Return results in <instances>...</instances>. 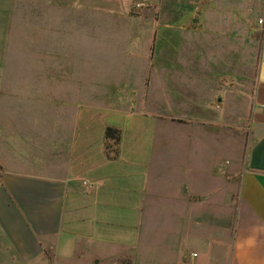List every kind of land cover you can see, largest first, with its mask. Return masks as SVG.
Segmentation results:
<instances>
[{"label": "crops", "instance_id": "1", "mask_svg": "<svg viewBox=\"0 0 264 264\" xmlns=\"http://www.w3.org/2000/svg\"><path fill=\"white\" fill-rule=\"evenodd\" d=\"M69 3L0 0V264L78 254L96 264H264V18L251 142L239 154L237 139L221 133L234 158L208 166L206 127L191 125L206 104L191 112L183 99L205 97L204 65L176 68L153 47L114 48L90 67L110 62L123 78L79 80L57 21ZM130 54L146 61L139 80L126 74L136 70ZM107 127L121 131L114 158ZM233 198L231 227L208 219Z\"/></svg>", "mask_w": 264, "mask_h": 264}, {"label": "rangeland", "instance_id": "2", "mask_svg": "<svg viewBox=\"0 0 264 264\" xmlns=\"http://www.w3.org/2000/svg\"><path fill=\"white\" fill-rule=\"evenodd\" d=\"M233 1L208 0L209 5L203 6V0H173L170 7L165 6L171 2L166 0H64L71 3L61 11L58 8L57 21L58 24L62 21L61 29L66 34L63 48L69 54L65 57L78 64L79 80H90L91 75L98 80L123 78L125 71L106 69L110 62H104V70L92 71L90 67L100 64L101 61L95 60L98 55L105 53L104 56L110 57L114 48L132 52L153 47L164 61L176 68L184 69L189 63L204 65L197 73L205 80V97L185 94L183 99L185 108L191 112L202 111L201 106L206 104L204 118L198 124L192 119L191 125L206 127V141L202 145L206 147L209 166L225 157L233 160L234 138L238 141L239 154L245 153L252 139L250 111L263 39L260 21L264 18V0ZM130 55L128 66H135L136 70H128L126 74L132 81L139 80L141 71L137 66L146 61ZM221 133L233 137V148ZM234 201L235 198L229 204L224 200L222 207L216 209L217 215H208V219L214 221L220 217L231 227ZM125 260L129 258L118 257L97 264H124ZM54 264L96 263L78 254L74 262Z\"/></svg>", "mask_w": 264, "mask_h": 264}, {"label": "trees", "instance_id": "3", "mask_svg": "<svg viewBox=\"0 0 264 264\" xmlns=\"http://www.w3.org/2000/svg\"><path fill=\"white\" fill-rule=\"evenodd\" d=\"M105 148L106 152L113 153L112 158H114L117 155V146L120 143L121 140V131L118 128L115 127H107L105 130ZM124 264H131L130 260H125L123 262Z\"/></svg>", "mask_w": 264, "mask_h": 264}, {"label": "built area", "instance_id": "4", "mask_svg": "<svg viewBox=\"0 0 264 264\" xmlns=\"http://www.w3.org/2000/svg\"><path fill=\"white\" fill-rule=\"evenodd\" d=\"M262 22V20L260 21V23Z\"/></svg>", "mask_w": 264, "mask_h": 264}]
</instances>
